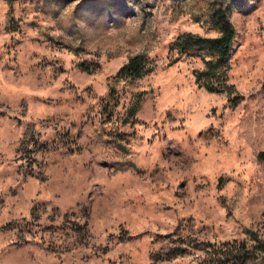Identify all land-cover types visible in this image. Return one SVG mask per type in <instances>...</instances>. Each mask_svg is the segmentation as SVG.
I'll return each instance as SVG.
<instances>
[{
	"label": "rangeland",
	"instance_id": "obj_1",
	"mask_svg": "<svg viewBox=\"0 0 264 264\" xmlns=\"http://www.w3.org/2000/svg\"><path fill=\"white\" fill-rule=\"evenodd\" d=\"M262 151L264 0H0V264H264Z\"/></svg>",
	"mask_w": 264,
	"mask_h": 264
},
{
	"label": "trees",
	"instance_id": "obj_2",
	"mask_svg": "<svg viewBox=\"0 0 264 264\" xmlns=\"http://www.w3.org/2000/svg\"><path fill=\"white\" fill-rule=\"evenodd\" d=\"M210 24L214 29H216L219 33L218 36L209 38V37H199L186 35L184 37H180L176 40L175 45L183 50L186 48H200L204 49L207 54L211 56L210 60H206L205 62V70H203L200 75L206 78V88L209 91L218 90V85L213 84L211 82V77L213 75H218L219 70L225 67L226 60L230 55V50L232 47V40L235 35V30L227 17L225 11L222 7H215L210 15ZM82 68H85V64L81 62L79 64ZM150 68L147 65V61L143 55H134L130 57L126 63H124L117 71L114 76L113 81L110 83V92L105 98V105H107L108 111H111V101L114 99L116 94L115 86L117 82L122 78L125 80H134L139 78L149 72ZM210 80V81H209ZM140 105L139 97L136 98L135 102L130 106L129 113L131 116L134 115L135 111ZM107 112V111H106ZM108 113V112H107ZM258 157L264 159V151L258 153ZM226 246L223 252H218L214 250L212 253L214 254H222L229 255L231 257L241 256L243 260L250 258L257 251H262L263 248L260 246L255 247H247L244 243L236 245V243L223 244ZM220 251V250H219ZM227 257V256H226ZM242 260V261H243Z\"/></svg>",
	"mask_w": 264,
	"mask_h": 264
}]
</instances>
